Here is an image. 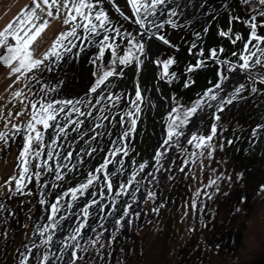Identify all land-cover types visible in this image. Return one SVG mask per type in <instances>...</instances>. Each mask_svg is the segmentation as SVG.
<instances>
[{
    "label": "rangeland",
    "instance_id": "obj_1",
    "mask_svg": "<svg viewBox=\"0 0 264 264\" xmlns=\"http://www.w3.org/2000/svg\"><path fill=\"white\" fill-rule=\"evenodd\" d=\"M185 2V4L183 3L184 6H181V4L178 8H185L183 23L176 20L177 12L175 16L171 17V20L178 27L172 28L171 25H166L161 30L162 34H166L170 38L173 46L157 43L152 47L153 60L168 58L175 60V63L169 66V77L162 79V65L157 66L147 60L139 75L142 89H146L143 92L146 100L145 103H142L144 111L141 113V120L136 130V155H139L142 161L150 158L154 159L152 151L154 146L159 141L163 142L166 138L169 112L178 105H183L185 108L191 106L208 87L219 82L217 72L221 69L225 76L232 79L224 86L229 94L240 84H244L246 90L220 113L221 119L218 122L217 135L212 141L216 151L211 159H208L207 153H205L203 169L201 168L199 156H191V153L197 150L187 144L186 138H190L192 133L202 135L210 133L211 124L214 122L215 107H203L200 111L202 115L199 120L197 121L194 118V122L197 121L195 124L191 125L192 120L184 126L185 134L188 130H191V132L180 142V148L174 152L172 158H170L169 153L175 144L168 149L160 164L155 163L147 187L141 184L139 186L140 191L135 192V196L139 198V204L130 210L129 216L126 217V220L130 223L123 227L117 226V231L120 234L117 237L115 236L113 245L109 247L110 238H102L100 243L105 246L103 248L97 246L98 250L89 249L87 254L81 251L82 259L77 264H91L93 261L95 262L92 264H226L224 259H220V256H209L208 254L212 247L208 246L210 243L207 240V234L205 229L201 227V223L204 224L202 217L204 212L200 209L203 193L208 187H211L206 186L210 180H215L221 173L232 177L231 182L227 180L217 181V184L224 183L227 185V191H222L228 195V197L225 195L226 203L230 207L243 205L246 211L251 210L253 212V218L259 219V222L251 220L250 226L253 227L250 233L255 231L254 234H256L260 230L261 240L256 239L255 242L261 243L258 250L262 253L259 252L258 254L262 256L250 264H264V191H261L257 197L259 202L255 200L251 203L253 195L257 194L251 190L248 181V178L256 180L254 177L256 174L253 173H256L255 171L260 168H264V131L258 132L256 136L252 135L253 129L257 125H264V84H261L258 77L253 74L250 78L246 72L244 76L238 75L240 71L230 73L228 64L221 65L219 63V61H231L232 64L239 63L238 57L233 56L232 53L239 54L243 51L244 43L251 31L245 22L249 20L251 15L247 13L248 11L245 12L241 0H185ZM30 4L31 0H0V29L12 21L21 9ZM102 6L108 13L112 24L120 27L122 33L126 31L133 35L137 34L138 26L132 22L133 13L128 0H102ZM253 6L258 7L256 8L257 11L263 7L259 3ZM164 16L165 12L159 19L161 20ZM125 17H128V19H125ZM232 17H239V19H232ZM62 19L63 17L61 20H53L38 41V55L47 49L55 34L65 30ZM205 29H207L206 32ZM229 29H231L229 35H220L221 30L228 32ZM257 32L264 35V28L258 27ZM197 33H199V37L196 35ZM237 34L241 36V40L233 44L232 40L235 39ZM117 43L121 47L126 46L123 40H118ZM193 44L196 45L195 48H192ZM212 48L217 49V60H212L209 57V50ZM221 48L224 50L223 53L219 51ZM201 50H203V55H201ZM73 51L75 52L77 49ZM97 51L98 49L95 46L88 47L85 45V50L80 53L78 58L66 56L58 66L53 65L52 71H42V74H40L42 83L57 89L55 92L48 93L47 98L49 100L53 98L67 99L66 97L73 94L77 86H90L95 79L92 76L95 69L89 61L95 57ZM110 60L111 53L106 51L103 63L107 66ZM199 60L205 61L204 66L195 69L193 72H188L189 66L196 65ZM155 66H157L159 79L155 76ZM257 69L261 70L259 66L253 70ZM173 73L174 76L171 75ZM6 77L7 70L0 67V109L3 110V119H0V132H10L11 125L5 127V122L9 119L7 116L8 111L15 113L23 110V106L18 101L12 100L9 102L10 90H8V85L12 83V80ZM132 80L133 73L129 69L123 79L110 78L106 91L125 95L130 91L129 86H131ZM59 81H63V84L58 85ZM191 81H195V83H191ZM185 82H189L190 86L184 87ZM252 87H256L258 91L252 93ZM38 89L39 86L37 85L33 88V91L38 93ZM83 94L72 99H82ZM221 95H224V93L222 92ZM31 98L36 99L38 96ZM97 98L95 95L90 94L85 100H91L95 104ZM106 103L110 106L108 102H102L100 105H96L95 108L85 107V111L94 113L92 117H78L73 114L72 119H83L85 120L84 125L78 127L76 131L69 130L67 138H62L59 141L60 147L55 148V151L60 153V171L62 174H67V179L63 181L55 179V164L57 161L54 159L51 162L53 171L44 172L41 169L43 175L40 182L38 183L35 177L31 182L25 181L22 193L15 192V182L12 184V191H9L6 187H0V205L3 206L0 207V264H9L14 261L15 251L29 240L36 221L42 216L45 217L46 205H44L45 209H42L43 205H39L41 190H44L45 198L50 202L53 197L51 193L54 190L52 184L59 185L55 188L56 192L59 193L67 182L73 179V171L79 165L81 149L88 151L89 148H93L96 139L93 140L92 137L96 132L102 133L105 126L109 133L119 131L118 123L102 119L105 113L101 115L95 113L97 108ZM212 103L215 105L216 102ZM124 105L122 103L112 111L115 113L121 112V110L124 111ZM202 111L204 112L202 113ZM29 115L30 111H24L22 117L16 118L13 116L11 122L16 124L26 122ZM62 118L63 115H61V122L64 121ZM163 118L166 121L162 130L166 132L162 133V139L159 140L156 136L163 123ZM96 124H102L103 126L96 129ZM50 130H47L44 137L46 145L50 143L54 136L53 129L50 128ZM230 141L231 143H229ZM23 144V132L8 144L0 142V185H3L9 177L18 175L17 157L19 151L23 148ZM221 145L223 146L222 149ZM35 147L34 143L33 148ZM46 151L47 149L45 150V156ZM68 151H72L73 156L66 160L64 156ZM82 159L85 160V156ZM192 159H196V164L191 163ZM186 160L189 161L187 165L184 163ZM246 161L249 168L253 166L251 168L253 173L243 174V179L238 180L237 175L243 173L238 164L245 165L244 162ZM36 163L37 161L31 162V171H36ZM161 164L163 167H161ZM64 165H67V168L63 167ZM158 168L160 170L156 171ZM181 168H184V171H180ZM261 180L264 181V178ZM45 181L48 183L46 189L43 188ZM148 190L156 193L154 200L146 201ZM198 190H200L199 195H197ZM29 192L31 195L27 194ZM242 196L246 197L243 204L239 202ZM193 201L196 202V208H192ZM161 205L163 207H160ZM154 208H158L159 211H153ZM185 212H187V216L184 215ZM119 215L114 214V217ZM70 218L72 216L66 221ZM120 229L122 230L120 231ZM251 237L245 240L248 242L247 246H253L254 244ZM245 241L244 238L242 239V234L232 227L219 240L213 242V247L217 252L226 253L224 255H227L228 261L233 260L243 252ZM216 244H222L221 248H217ZM238 244H242L240 249L233 251L232 249L237 247ZM219 249H222V251ZM253 253H249L250 256L241 258L248 259L257 255ZM99 254L103 256L100 261L97 260ZM206 259L207 262H205Z\"/></svg>",
    "mask_w": 264,
    "mask_h": 264
},
{
    "label": "snow or ice",
    "instance_id": "obj_2",
    "mask_svg": "<svg viewBox=\"0 0 264 264\" xmlns=\"http://www.w3.org/2000/svg\"><path fill=\"white\" fill-rule=\"evenodd\" d=\"M245 3H249L250 0H244ZM261 6H264V0H258ZM128 4L131 6L133 13L132 22L138 26L136 35L129 32L121 31V28L112 24L108 13L103 9L102 0H31L30 5H26L21 11L13 18L12 21L7 23L2 29H0V67L7 70V79H11L12 83L8 85L9 102L12 100L18 101L22 106V111L13 113L7 112L8 120L5 122V127L11 125L10 132H0V142L8 144L14 140L15 137L23 132L24 144L22 150L19 151L17 157V169L18 175L9 177L7 181L0 187H6L9 191H12V184L15 182V192L22 193L25 187V181L31 182L33 177L39 183L43 172L53 171L51 162L56 159L55 164V179L57 181H63L67 179L66 173H61V165L59 163L60 153L55 151V148L60 147L59 141L62 138H67V132L69 130L76 131L78 127L83 126L85 120L76 119L73 120V114L78 117H92V111H85L84 108H95L96 105H100L104 100L111 102V109L105 105L104 109H98L99 111H111L116 109L120 104H126L127 110L123 113L117 112L116 115L109 117L104 115L103 120H109L110 122L118 123L122 127V131L117 135L115 140L110 141L113 145L108 149V156L103 158V161L99 166L91 169L84 180L79 182L76 186L69 187L67 191L63 192L62 196H71V201L65 205L71 209L74 206V202L85 194L95 195L90 192L91 186L98 181H101L106 186V191H113L114 177L119 179V172L123 168V161L113 157H117L118 154L128 156V143L132 133H135L137 123L139 120V114L142 111L141 104L144 96L143 92L146 89H142L139 81V75L145 67V61L154 63L159 66L162 65L163 71L161 78L169 77V66L175 63L173 58L168 59H152V47L154 44L162 43L166 46H173L170 38L166 34H162L161 30L165 28V25H171L172 28H177L178 25L171 19L162 20L157 23L152 17L160 18L163 15L164 9L160 6L166 4V0H128ZM227 7V6H225ZM119 10V9H117ZM256 14L251 15L249 20L245 23L250 28V34L247 41L244 43L243 51L239 54L233 52L232 55L238 57L239 63L232 64L231 61H219L221 65L228 64V71L246 72L250 78H252V70L259 66L264 70V35H260L257 32L258 27L264 28V11H257L253 9ZM172 16L176 15V12L171 13ZM65 30L55 34L50 45L45 51L37 54L39 44L38 41L42 38L46 29L50 26L53 20H61ZM257 17H260V23H257ZM128 19V17H125ZM232 19H239V17H232ZM207 29H205V32ZM231 32L223 30L220 31L221 36H227ZM199 37V33L196 34ZM118 40H123L125 47H121L117 43ZM241 40L239 34L236 35L232 43L235 44ZM85 45L88 47L95 46L98 51L94 58L89 63L94 67L92 76L95 78L94 82L85 89V97L90 94L98 97L95 100V104L91 100L84 99H51L47 98V94L57 91L56 88L50 87L46 83H42L40 74L42 71H52L53 65L58 66L64 61L66 56H72L78 58L80 53L85 50ZM196 45L193 44L192 48ZM77 49V51H73ZM110 51L111 60L107 66L103 63L105 52ZM220 53H223L221 48ZM203 55V50H201ZM209 57L212 60H217V49L212 48L209 50ZM204 60H199L196 65L189 66L188 72H193L195 69L203 67ZM131 70L133 73V90L132 94L125 100L124 94H117L112 91H106L107 85L110 83V78L118 77L123 79L127 70ZM174 76L175 74H171ZM218 81L211 87H208L202 95H200L191 106L185 108L183 105H178L172 108L168 114L167 133L166 138L163 140L159 149L154 152L153 158L157 164H160L161 160L165 158L168 149L175 144L177 148H180V138L185 136L184 126L188 125L190 121L196 118L198 112L203 107L213 108L215 107L214 122L211 124V130L208 135H202L192 133L190 138H186L187 144L193 146L197 151L191 153L192 157L199 156L201 168L203 169V160L205 153L207 158L211 159L216 147L212 144L214 137L217 135L218 122L220 121V113H222L227 105H231L234 100L240 97L241 93L246 90L244 84H240L236 87L231 94H229L224 87V82L229 77L224 75L223 70L217 72ZM258 80L261 84H264V71L257 74ZM195 83V81H191ZM63 81H59L58 85H62ZM39 86L38 93L33 91V88ZM189 82H185L184 87H189ZM258 89L256 87L251 88L252 93H256ZM224 95H221V93ZM32 99L31 97H37ZM134 97V98H133ZM212 102H216L215 105ZM24 111H30V115L26 122L20 124L12 123L11 118L22 117ZM61 115L64 117V121L61 122ZM0 119H3V110L0 109ZM127 125V127H125ZM102 124H96V129L102 127ZM53 129L54 136L49 144L44 143V137L48 129ZM264 131V125H257L253 129L252 135L256 136L258 132ZM111 135V133H105ZM101 135L98 131L92 137L93 140L97 136ZM35 143L36 147L33 148ZM231 143V141L229 142ZM221 145V149H222ZM46 156H45V150ZM98 149L92 148L87 152V155L92 156ZM183 150V149H182ZM81 151H84L81 149ZM73 156L72 151L66 152L64 159H69ZM31 158V159H30ZM37 161L35 167L36 171H31V162ZM118 163L121 165V169L116 171H109V165L112 163ZM196 159H192L191 163L196 164ZM83 163V160H81ZM135 163V161H133ZM185 165L189 163L186 160ZM147 162L140 163L138 165L139 170L142 172L147 167ZM63 167L67 168V165ZM161 167L163 165L161 164ZM160 169H156L159 171ZM180 171H184L181 168ZM138 172L133 171L130 176L123 182L118 184L119 191L116 192V196H120L122 193H127V190L134 186ZM238 180L243 179V173L237 175ZM227 180L232 181L231 176H225L223 173L218 175L215 180H210L206 186L215 185V191L218 193L220 187L217 181L223 182ZM57 184H52L53 188L58 187ZM48 187L47 181H45L43 188ZM261 190L264 191V185H261ZM135 191H140L139 187H136ZM31 195V193H27ZM102 194V193H101ZM200 194L198 190L197 195ZM212 199V196L207 192L203 193ZM227 195V193H225ZM39 203L41 205H47L46 221L45 223L37 226L35 235L41 239V242L46 247H51L53 237L58 230H62V222L66 221L68 217L60 215L61 199L62 196H57L54 201L49 203L45 198V192L42 189L40 192ZM133 201L137 199L135 194H132ZM156 193L148 190L146 192V201L154 200ZM246 197H240L239 202L244 203ZM102 201L92 199L90 202H85L84 206L80 210L79 222L72 227L68 235L62 240L59 251L64 253L68 250L69 261L66 264H77L82 259L80 253H88L89 249H97L99 246L103 248L105 245L100 243L101 235L97 233L95 238H88L86 246L81 244L83 239V230L88 227V220L91 215L90 209L93 205L98 210L103 211L100 208ZM0 207H3L0 205ZM115 211V205H112ZM160 207H163L161 205ZM196 202L193 201L192 208H196ZM131 204H127L121 211L122 214L115 221L117 225L121 227L126 226L130 221L126 220V217L130 214ZM153 211H159L158 208H154ZM237 213L241 212V208H236ZM187 216V212L184 213ZM206 226V225H205ZM104 227L103 224L100 225ZM96 232V229H93ZM71 242V243H70ZM220 247L219 244L216 245ZM35 250V251H34ZM36 252H39V246L33 242L30 248H26L24 253H21L19 264H33V257H35V264H52V260L47 252H44L40 256H36Z\"/></svg>",
    "mask_w": 264,
    "mask_h": 264
},
{
    "label": "flooded vegetation",
    "instance_id": "obj_3",
    "mask_svg": "<svg viewBox=\"0 0 264 264\" xmlns=\"http://www.w3.org/2000/svg\"><path fill=\"white\" fill-rule=\"evenodd\" d=\"M173 1H175V0H172V1L167 0L165 5L160 6L162 9H164L165 16L168 14V11L171 9V7H173L171 5V2H173ZM181 6H184V5L182 4ZM184 9L185 8L182 7L181 9H178V11L176 10V14L178 12V16L176 17V20L179 21V23H183V21H184V20L182 21L183 16H184ZM153 19L156 20L157 23H159V22H161L163 20V18L160 20L157 17H154ZM152 50H153V48H152ZM130 84H131V86H129L130 87V91L125 94V100H127L128 96L132 94L133 83L131 82ZM88 87L89 86H77V88L74 90L73 94H70L66 98L67 99H70V98L72 99L75 96L78 97V95H80L82 93H85V89L88 88ZM118 93H120V92H118ZM86 98L87 97H85V95L83 94L82 99L85 100ZM145 100L146 99H143L142 103H145ZM103 102H108L110 104V106L107 105V103L105 105H107V107L109 109H111V102H109L107 100H104ZM105 105L102 104L99 108L96 109L95 113H97L98 115H101V114L105 113V115H108L109 117L117 114V112L116 113L113 112L114 111L113 109H112L113 111L112 110L111 111H99L98 110V109H104ZM124 107H123L124 111L127 110L128 106L126 104L124 105ZM144 109H145V107H144ZM143 111L144 110L142 108L141 113ZM119 113L122 114L123 111L121 110V112H119ZM62 119L64 120V117ZM140 120H141V114H140L139 122H140ZM119 127H120L119 131L113 132V133H111V135H106L105 133H109V130L105 126V128L102 130L103 132L101 133V135L96 137L94 146H92L93 148H97L98 149L96 151V153L93 154L92 156L87 155V152L91 151L92 148H89L88 151L87 150L82 151V153H81V155L79 157V162H78L79 165L77 166L78 168L73 171V175H72L73 179L68 181L67 184L61 189V191L59 193H58V191L56 192V189L54 188L53 192L52 193L50 192L53 197L50 199L49 203L54 201L57 196H62L63 192L67 191V189L69 187L76 186L79 182H82L84 180V178L86 177L87 173L91 169H93L98 163L102 162L104 157L108 156V149L113 147V145L110 143V141L115 140L117 135L122 131V127L120 125H119ZM166 131L159 129V133H157V136H156L157 139L161 140L162 139V133L164 134ZM136 138H137V132L133 133V135L131 136V138L129 140V143H128V145H129V147H128L129 155L128 156L122 155L119 158V160L123 161V168L121 169V165L120 164H118V167L116 168V170L117 169H121V171L119 172V179H116L115 177L113 178L114 179L113 191L111 192L110 197H109L107 203L105 204V207H104L103 211L100 212V216H99L98 222L93 226V229H96V232H94L93 229H92V233L88 237V238H95L96 234L100 233V234H102L100 242L102 241V238L103 239L104 238L105 239H109L110 238L111 243H110L109 247L111 245H113L115 236L117 237L118 234H120L117 231V226L118 225L115 223V221L120 217V215H121L120 213H122L121 210L124 207H126L127 204H131L132 205V208L130 210H132L135 206H137L139 204V201H138L139 198H137L135 200V202H134L132 194H135L136 187H139L141 184L144 187H147L149 176L154 171L153 168H154L155 163H156L155 159L150 158L149 160H143L142 161L140 159V156L136 155V150H135ZM161 144H162V142L159 141L157 143V145L154 146V148L152 150L153 154H154L155 151H157L159 149ZM84 156H85V160L82 159V157H84ZM81 160H83V163H81ZM133 161H135V163H133ZM143 162H147L148 166L144 169V171L141 172L139 170L138 165L140 163H143ZM133 171H136V172L139 173V175H137V177H136L137 183H135L133 187L129 188L127 190V193H122L120 196H116V192L119 191L118 184L120 182L125 181L127 179V177L130 176ZM91 189H90V192L93 193ZM48 192H49V190H48ZM90 196L91 195H89V194H85L84 196L79 197L78 201L79 202L80 201L83 202L85 199H87ZM39 198H41L40 194H39ZM70 199H71L70 195L67 196V197H63L62 196L60 213H59L60 215L66 213L68 211L69 208H67L65 205H67L71 201ZM113 204L115 205V211L113 210V207H112ZM39 205H41V204H39ZM76 205H77V203L75 201L74 202V206L70 209V211L74 210ZM46 208H47V205H46ZM42 209H45L44 205L42 206ZM47 214L48 213L46 211L45 217L42 216L36 221V223H35V225H34V227L32 229V232H31L29 240L27 242H24L18 248V250L15 251V253H14V255H15L14 258L15 259H14V261H12L9 264H19V260L21 258L20 254L24 253L26 248H30L32 246L33 242H35L39 246V252H36V256H40L44 252L48 253L49 247H46L41 242V239L38 237V235L34 234L36 232L37 226L47 222L46 221ZM114 214H117V215L120 214V215L114 217ZM101 224L104 225L103 228L100 227ZM68 227L70 228L71 224H69ZM121 230L122 229H120V231ZM64 235H65V233L60 236L59 235V230H58L55 233L54 237H53L52 249L49 252V256H50V258L52 260V264H58V260H59L58 244H59V241H60L61 237L64 236ZM102 258H103V256H101V254H99L98 257H97V260L100 261ZM94 262L95 261H93L92 263H94ZM33 264H35V257H33Z\"/></svg>",
    "mask_w": 264,
    "mask_h": 264
},
{
    "label": "trees",
    "instance_id": "obj_4",
    "mask_svg": "<svg viewBox=\"0 0 264 264\" xmlns=\"http://www.w3.org/2000/svg\"><path fill=\"white\" fill-rule=\"evenodd\" d=\"M241 2H242V6L245 12L248 11L247 13H249L250 15L256 14L255 12H253V9H256L258 7H254L253 5L258 4V0H250L249 3H245L244 0H241ZM259 11H264V6ZM257 23L258 24L260 23V17H257ZM2 69L4 70L5 68L2 67ZM226 160L228 162V157L226 158ZM246 163L247 161L244 162L245 165H243L242 163L238 164L241 172H243V174L253 173V170L251 169L253 166L249 168V164H246ZM255 172L256 173H253V174H256L254 176L256 180H250L248 178V181L250 183L249 186H251V190L254 191V193L256 192L257 194L255 196L253 195L251 199L252 200L251 203H253L255 200H258L259 202V198L257 197L262 191L261 185H264V181L261 180L262 178H264V168H260L259 170H256ZM218 185L220 187V191L218 193L215 191V187H216L215 185L208 187V189H206L205 191L209 195L212 196V199H209L208 196L206 195H203V197L201 198L202 203L200 205V209L202 210V212H204V214H202V217L204 219V224L201 223V227L205 229V233L207 234V240L210 243V245L208 246L212 247L209 250L208 254L209 256L210 255L220 256V259H224V262H226V264H250L256 261L260 256H262L258 254L259 252H261L258 250L259 245H261V243L255 242L256 239L261 240V234L259 233L260 230H258V233L256 234H254L255 231L250 233L251 228L253 227V226H250L251 220L253 219L254 221L259 222V219L253 218L252 216L253 212L251 210L246 211L243 205H242L243 207L242 206L239 207L242 209V211L237 213L235 209L238 208V206L230 207L225 201L226 192H222V191H227V188H226L227 185H225L224 183H220ZM251 205L253 206L254 204H251ZM232 227H234L236 231L242 234V239L244 238V241L247 240V238H249L250 236H252L251 238L254 244L253 246H247L246 244H248V242L245 241L244 242L245 248L243 252L241 254H238L233 260L227 261V257H226L227 255H224L226 253L215 251L213 247V242L214 241L216 242L217 240H219V238H221L223 234L226 233L228 230L232 229ZM221 245H220V248H221ZM239 245L240 244H238V246L233 248L232 250L237 251L238 249H240L242 244L240 246ZM219 250L222 251V249H219ZM252 252H254L253 254H257V255H254L253 257H250L248 259L241 258L243 256H250L249 253H252ZM205 262H207V259Z\"/></svg>",
    "mask_w": 264,
    "mask_h": 264
},
{
    "label": "water",
    "instance_id": "obj_5",
    "mask_svg": "<svg viewBox=\"0 0 264 264\" xmlns=\"http://www.w3.org/2000/svg\"><path fill=\"white\" fill-rule=\"evenodd\" d=\"M185 2V0H175L173 2H171V5L173 7H171V9L168 11V14L163 18V20L165 19H171L172 15L171 13L173 11L176 12L177 8L183 4ZM162 22V21H161ZM160 23V22H159ZM155 70V76L157 77V79H159V76H158V72H157V66H155L154 68ZM262 71L264 70H252V74L257 76L258 73H262ZM241 75L244 76L245 72L243 71H240L239 72ZM232 79H228L227 81L224 82V86L226 84H228L229 82H231ZM141 108H142V104H141ZM141 114V113H140ZM140 114H139V118H140ZM166 115V114H164ZM165 118H163V123L160 127V129L162 130L163 128V124L165 123ZM138 123H139V120H138ZM138 123H137V128H138ZM125 127H127V125H125ZM136 128V130H137ZM136 132V131H135ZM191 132V130H188L185 134L184 137H181L180 138V142L185 139L187 137V135ZM133 135V133L131 134V136ZM130 136V138H131ZM130 140V139H129ZM129 140L127 141V143H129ZM178 148L176 146H174V148L171 150V152L169 153V156L170 158H172L174 152L177 150ZM123 154H118L117 157H113V160L115 161L116 159H119ZM101 163V162H100ZM98 163L96 166H99ZM95 166V167H96ZM118 167V163H112L109 165V171L112 172V171H116V168ZM91 190L92 192L95 194V195H91L90 197H88L87 199H85L83 202H79L78 199L76 200V207L74 208V210L70 211V209H68V211L62 215L66 216V217H70L71 214H72V218H70L71 220H74L72 222V225L70 227L69 230H67L65 232V235L61 237L60 241H59V244H58V255H59V260H58V263L60 262V264H66L67 261H69L70 257H69V254H68V250H65L64 253H61L59 251V248L61 246V242L62 240L68 235V233L71 231L72 227H74L76 225V223L79 222V217H80V210L81 208L84 206L85 202H90L92 199H96L97 201H102L101 205H100V208L101 209H104L105 207V204L107 203L109 197H110V194L111 192H108L106 191V186L104 185L103 182L101 181H98V182H95L92 186H91ZM102 193V194H101ZM71 200V199H70ZM90 212H91V215L89 217V220H88V227H86L84 230H83V239H81V244L84 245L85 244V241L88 239V237L91 235L92 233V229H93V226L98 222V219H99V216H100V210L97 209V207L95 205L92 206V208L90 209ZM68 226V225H67ZM71 243V242H70ZM52 249V245L51 247H49V251H48V254L50 252V250ZM107 251V250H105ZM92 264V263H91Z\"/></svg>",
    "mask_w": 264,
    "mask_h": 264
},
{
    "label": "bare ground",
    "instance_id": "obj_6",
    "mask_svg": "<svg viewBox=\"0 0 264 264\" xmlns=\"http://www.w3.org/2000/svg\"><path fill=\"white\" fill-rule=\"evenodd\" d=\"M152 51V50H151ZM152 53H153V51H152ZM238 75H240L241 76V74L240 73H238ZM204 111H202V113H203ZM202 114L199 112V114L196 116V120L198 121L199 120V118H200V116H201ZM196 121V122H197ZM196 122H194V119H193V121H192V123H191V125H193V124H195ZM71 216H72V214H71ZM74 220H68V221H64V222H62V224H63V227H62V230H59V235L61 236L62 234H64L67 230H69L70 228L68 227L69 226V224H71L72 225V222H73ZM68 225V226H67ZM58 264H60V262L58 263Z\"/></svg>",
    "mask_w": 264,
    "mask_h": 264
}]
</instances>
